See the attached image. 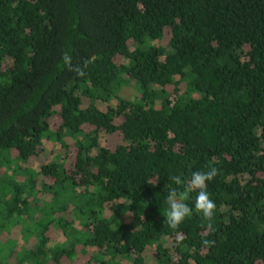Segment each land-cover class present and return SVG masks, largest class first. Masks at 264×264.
<instances>
[{"label": "trees", "instance_id": "trees-1", "mask_svg": "<svg viewBox=\"0 0 264 264\" xmlns=\"http://www.w3.org/2000/svg\"><path fill=\"white\" fill-rule=\"evenodd\" d=\"M0 264H264V0H0Z\"/></svg>", "mask_w": 264, "mask_h": 264}, {"label": "clouds", "instance_id": "clouds-1", "mask_svg": "<svg viewBox=\"0 0 264 264\" xmlns=\"http://www.w3.org/2000/svg\"><path fill=\"white\" fill-rule=\"evenodd\" d=\"M95 58L85 59L81 64L73 66V58L70 50H66L62 54L63 63L68 66L69 70L74 72L78 77L86 75V69ZM215 160V157H213ZM219 174V169L209 167L207 171H196L191 174V177L186 181L179 175L170 177V181L179 187H172L171 184H166L167 189V204L169 206L166 213V222L172 229H177L187 217L193 214V208L186 201L190 199V194L195 192L194 208L196 213L202 214L203 219L207 222L206 230L213 231V220L217 205L210 197L207 191V184ZM178 239L182 240V234H178ZM215 241L204 239L202 246L212 247Z\"/></svg>", "mask_w": 264, "mask_h": 264}, {"label": "rangeland", "instance_id": "rangeland-1", "mask_svg": "<svg viewBox=\"0 0 264 264\" xmlns=\"http://www.w3.org/2000/svg\"><path fill=\"white\" fill-rule=\"evenodd\" d=\"M165 42V40H164ZM123 94L124 95H131L132 94V90H129V89H126L123 91ZM59 117L57 115H54L52 118H51V125L52 127H56L57 124L59 123ZM115 137H107V139H105L104 141L107 142L110 146L113 145V143L115 142ZM59 149V147L57 148V150ZM47 154V153H46ZM46 156V155H45ZM43 156V157H45ZM42 160L41 158H37L36 161H35V168H38V165L41 164ZM60 239V242L63 241V238H59ZM145 256L147 258V260L152 263L153 261V256H154V247L152 246H148L145 250Z\"/></svg>", "mask_w": 264, "mask_h": 264}]
</instances>
